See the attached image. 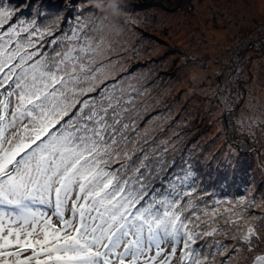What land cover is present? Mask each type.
I'll use <instances>...</instances> for the list:
<instances>
[{"label": "snow or ice", "instance_id": "snow-or-ice-1", "mask_svg": "<svg viewBox=\"0 0 264 264\" xmlns=\"http://www.w3.org/2000/svg\"><path fill=\"white\" fill-rule=\"evenodd\" d=\"M97 9L0 0V264H264V194L221 196L169 159L180 149L154 135L168 114L130 65L153 53L109 39ZM240 71L205 96L238 137L225 164L249 152L264 171V111Z\"/></svg>", "mask_w": 264, "mask_h": 264}, {"label": "rangeland", "instance_id": "rangeland-1", "mask_svg": "<svg viewBox=\"0 0 264 264\" xmlns=\"http://www.w3.org/2000/svg\"><path fill=\"white\" fill-rule=\"evenodd\" d=\"M119 6V46L133 40L142 53H153L131 58L130 65L149 73L150 96L168 114L154 135L175 141L180 151L169 159H190L202 185L221 196L243 192L249 181L264 194V171L254 153H241L235 170L225 164L223 153L238 137L205 96L217 72L239 68L241 83L248 81L264 111V0H122ZM129 17L146 37L142 43L140 32L124 25Z\"/></svg>", "mask_w": 264, "mask_h": 264}, {"label": "clouds", "instance_id": "clouds-1", "mask_svg": "<svg viewBox=\"0 0 264 264\" xmlns=\"http://www.w3.org/2000/svg\"><path fill=\"white\" fill-rule=\"evenodd\" d=\"M90 2L105 14L108 23L105 25V33L111 40H117L124 34V28L118 23L121 15L118 7L122 0H90Z\"/></svg>", "mask_w": 264, "mask_h": 264}]
</instances>
